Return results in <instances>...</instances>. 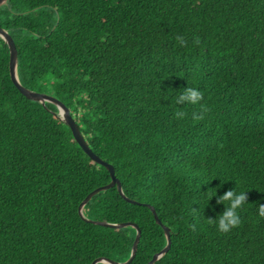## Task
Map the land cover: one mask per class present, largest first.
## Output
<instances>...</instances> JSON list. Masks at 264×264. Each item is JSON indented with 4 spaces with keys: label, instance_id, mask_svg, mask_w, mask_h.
Listing matches in <instances>:
<instances>
[{
    "label": "trees",
    "instance_id": "trees-1",
    "mask_svg": "<svg viewBox=\"0 0 264 264\" xmlns=\"http://www.w3.org/2000/svg\"><path fill=\"white\" fill-rule=\"evenodd\" d=\"M0 27L21 84L69 108L137 201L113 186L83 207L89 219L139 226L129 264L166 245L150 206L170 229L153 264H264V0H6ZM187 87L203 99L177 104ZM57 112L14 85L0 37V264L125 261L136 230L81 218L110 174ZM230 189L248 202L224 234L216 199Z\"/></svg>",
    "mask_w": 264,
    "mask_h": 264
},
{
    "label": "water",
    "instance_id": "water-1",
    "mask_svg": "<svg viewBox=\"0 0 264 264\" xmlns=\"http://www.w3.org/2000/svg\"><path fill=\"white\" fill-rule=\"evenodd\" d=\"M5 2H6V0H0V5L4 4ZM0 37L5 41V43L8 45V48H9V71H10V76H11V79H12L14 85L19 89V91L23 95H25L29 99L39 101L42 104H45V102H50V103H53L54 105H56V107L58 109L57 115L66 125L69 126V128L72 131L74 139L80 145V147L83 149V151L91 159H93L95 162L103 165L108 170V172L110 174V181L108 183L94 188L92 191H90L84 197V199L79 204L78 212H79V215L81 216V218H83L84 220H86L88 222H92V223H95L98 225L117 227V228L131 226L136 230V235H135V238H134L133 243H132L130 255L125 261H116V260H112V259L107 258V257H99V258L94 259L91 262V264H97V263L129 264L135 256L137 244H138L139 239H140L141 230H140L139 226L133 222L111 223V222H107V221H103V220L89 219V218L85 217V215L83 214V207L90 200V198L93 195H95L99 191L109 189L113 186L117 187L119 193L127 201L132 202V203H137V201L126 197L125 194L123 193L121 181L115 175L114 166L111 163H108V162L104 161L103 159H101L95 152L92 151V149L88 145L87 141L85 140L83 134L81 133V131L77 125V122L75 121L74 117L70 113L69 108L58 98H56L52 95H49L47 93L38 92V91H35L32 89H29V88H27L21 84V82L19 81L18 74H17V49H16L15 42H14L13 38L11 37V35L8 33V31L2 27H0ZM150 208L154 214V218L156 220V223L161 225L163 230H164V235L166 238V245L159 252L154 253L152 258L146 264H153L164 253H166L170 247V229H169V227L163 225L161 220L159 219L156 211L154 210V208L152 206H150Z\"/></svg>",
    "mask_w": 264,
    "mask_h": 264
},
{
    "label": "clouds",
    "instance_id": "clouds-1",
    "mask_svg": "<svg viewBox=\"0 0 264 264\" xmlns=\"http://www.w3.org/2000/svg\"><path fill=\"white\" fill-rule=\"evenodd\" d=\"M177 42L181 46H186L187 41L183 36H176ZM200 38L196 37L193 40V44L199 45ZM203 99V93L196 88L187 87L184 91L176 98L177 104H192L195 105L199 103ZM186 114L182 111H178L175 113L176 119H183ZM193 120H201L203 119L202 113H193ZM215 194H210L209 200L212 199ZM248 202L247 192H237L235 189H230L223 193L222 195L217 196L216 203L224 204L226 206L225 210L222 214L219 215L218 219V230L221 233H228L231 229L236 228L240 225L241 219L238 215V209L242 208V206ZM259 215L264 217V204L259 205ZM209 222H213L215 219L208 218ZM192 230H195V225L190 226Z\"/></svg>",
    "mask_w": 264,
    "mask_h": 264
},
{
    "label": "rangeland",
    "instance_id": "rangeland-1",
    "mask_svg": "<svg viewBox=\"0 0 264 264\" xmlns=\"http://www.w3.org/2000/svg\"><path fill=\"white\" fill-rule=\"evenodd\" d=\"M46 79H47V77H45V78L42 80V83H43V84L46 82ZM47 85H49V84L47 83ZM46 87H48V86H46ZM46 90H48V88H46Z\"/></svg>",
    "mask_w": 264,
    "mask_h": 264
}]
</instances>
